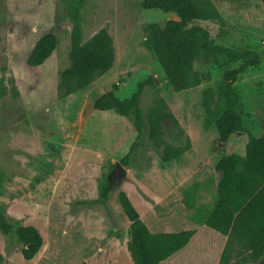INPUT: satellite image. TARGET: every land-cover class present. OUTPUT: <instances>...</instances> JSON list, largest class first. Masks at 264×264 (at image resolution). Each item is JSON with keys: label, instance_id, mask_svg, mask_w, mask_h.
<instances>
[{"label": "rangeland", "instance_id": "obj_1", "mask_svg": "<svg viewBox=\"0 0 264 264\" xmlns=\"http://www.w3.org/2000/svg\"><path fill=\"white\" fill-rule=\"evenodd\" d=\"M225 21V33L215 42L260 54L259 67L238 76V112L244 125L264 138V2L213 0ZM143 0H83V40L101 29L112 36L113 67L86 88L65 98L58 96L60 72L69 65L71 20L69 0H0V205L11 220L33 225L43 246L32 260L23 246L0 232L5 264H133L125 244L130 221L118 201L125 190L143 222L153 231L176 232L200 228L195 210L186 206L183 191L197 183L195 204L212 206L220 173L218 160L228 154L235 138L221 145L215 128L203 126L202 93L221 85L226 70L236 66L226 57L202 56L195 63L202 81L174 91L153 52L143 46L150 27H162L176 17L159 9H145ZM54 33L59 44L40 66L27 64L38 39ZM151 80L141 97L148 110L164 99L183 134L170 121L163 124V140L180 145L185 136L191 148L178 160L162 163L146 130L139 139L132 116L103 114L94 101L107 91L130 96L139 82ZM138 144L131 164L118 165L125 148ZM121 181L104 205L96 200L99 184ZM234 245L230 264H264V255L252 261ZM87 263V262H86ZM214 264H220L214 260ZM225 264V263H222Z\"/></svg>", "mask_w": 264, "mask_h": 264}, {"label": "trees", "instance_id": "obj_2", "mask_svg": "<svg viewBox=\"0 0 264 264\" xmlns=\"http://www.w3.org/2000/svg\"><path fill=\"white\" fill-rule=\"evenodd\" d=\"M142 5L145 9H159L176 17L162 27L148 28L143 41V46L156 56L166 81L174 91L187 90L201 83V74L194 66L202 56L206 60L223 56L236 64L224 72L219 87L207 88L202 93L204 128H215L221 145L233 138L235 142L230 152L215 165L220 178L212 206L195 204L199 184L194 183L183 191L186 206L195 210L193 220L200 225L198 230L154 233L141 219L127 192L119 191L118 201L130 221L127 242L130 257L134 264H214L216 259L220 264H230V255L234 245L238 244L252 261H258L264 255V138L256 137L244 125L238 112L240 95L234 84L246 69L259 67L260 54L215 42L225 33V21L213 0H143ZM82 6L83 0H69L67 15L72 23L71 49L69 65L60 72L59 98L86 88L97 76L108 72L115 61L114 41L106 29L83 40ZM58 44L54 33L44 34L27 57V64H44ZM149 83L153 82H139L135 91L126 98L118 97L112 90L107 91L94 101L93 109L103 114L132 116L139 139L147 130L155 147L162 145V163L178 160L191 148V139L185 136L183 145L179 144L178 134L174 143L163 140L166 121L174 125L177 133L184 135V132L161 97L149 108L147 117L144 116L141 97ZM137 146L134 143L124 149L120 158L122 166L131 164ZM121 185V181L110 183L103 180L99 184L98 199L84 201V205H92L96 201L107 205L111 193ZM0 232L23 246L21 252L25 260H32L44 243L35 226L11 220L2 204ZM0 264H5L1 253Z\"/></svg>", "mask_w": 264, "mask_h": 264}, {"label": "crops", "instance_id": "obj_3", "mask_svg": "<svg viewBox=\"0 0 264 264\" xmlns=\"http://www.w3.org/2000/svg\"><path fill=\"white\" fill-rule=\"evenodd\" d=\"M142 215L140 214V217H141ZM142 219V218H141ZM149 228V227H148ZM150 229V228H149ZM151 230V229H150ZM152 232H154V233H158V232H164V231H153V230H151ZM166 232V231H165ZM129 240V239H128ZM125 246H126V248H127V244H125ZM128 251V250H127ZM128 254H129V252H128ZM129 256H130V254H129ZM130 259H131V257H130ZM87 264H91V263H93L91 260H88L87 259ZM131 262L133 263V261H132V259H131ZM134 264V263H133Z\"/></svg>", "mask_w": 264, "mask_h": 264}, {"label": "water", "instance_id": "obj_4", "mask_svg": "<svg viewBox=\"0 0 264 264\" xmlns=\"http://www.w3.org/2000/svg\"><path fill=\"white\" fill-rule=\"evenodd\" d=\"M118 167L120 170H124V167L121 164H119Z\"/></svg>", "mask_w": 264, "mask_h": 264}]
</instances>
